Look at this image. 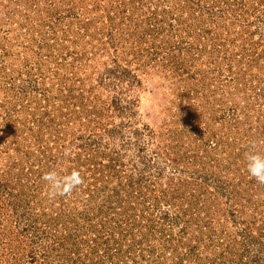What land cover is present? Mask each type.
Segmentation results:
<instances>
[{
  "label": "rangeland",
  "instance_id": "1",
  "mask_svg": "<svg viewBox=\"0 0 264 264\" xmlns=\"http://www.w3.org/2000/svg\"><path fill=\"white\" fill-rule=\"evenodd\" d=\"M253 141L264 0H0V264H264Z\"/></svg>",
  "mask_w": 264,
  "mask_h": 264
},
{
  "label": "clouds",
  "instance_id": "2",
  "mask_svg": "<svg viewBox=\"0 0 264 264\" xmlns=\"http://www.w3.org/2000/svg\"><path fill=\"white\" fill-rule=\"evenodd\" d=\"M246 147L247 150L244 154L246 171L250 178L258 184L264 185V154L258 150L255 141L250 142ZM41 179L47 185L46 195L53 199L57 196H70L75 189L84 184V178L78 169H73L65 175H61L55 170L47 171Z\"/></svg>",
  "mask_w": 264,
  "mask_h": 264
}]
</instances>
